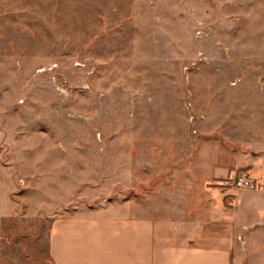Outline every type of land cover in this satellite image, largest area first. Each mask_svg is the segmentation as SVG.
Returning <instances> with one entry per match:
<instances>
[{
  "label": "rangeland",
  "instance_id": "rangeland-1",
  "mask_svg": "<svg viewBox=\"0 0 264 264\" xmlns=\"http://www.w3.org/2000/svg\"><path fill=\"white\" fill-rule=\"evenodd\" d=\"M214 201L264 204V0H0V264H54L58 214Z\"/></svg>",
  "mask_w": 264,
  "mask_h": 264
},
{
  "label": "crops",
  "instance_id": "crops-1",
  "mask_svg": "<svg viewBox=\"0 0 264 264\" xmlns=\"http://www.w3.org/2000/svg\"><path fill=\"white\" fill-rule=\"evenodd\" d=\"M224 202L205 214H58L50 254L54 264H264V204L248 214Z\"/></svg>",
  "mask_w": 264,
  "mask_h": 264
},
{
  "label": "built area",
  "instance_id": "built-area-1",
  "mask_svg": "<svg viewBox=\"0 0 264 264\" xmlns=\"http://www.w3.org/2000/svg\"><path fill=\"white\" fill-rule=\"evenodd\" d=\"M254 179L247 175L239 176L238 178L234 179V186L237 188H254Z\"/></svg>",
  "mask_w": 264,
  "mask_h": 264
}]
</instances>
